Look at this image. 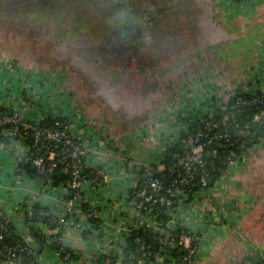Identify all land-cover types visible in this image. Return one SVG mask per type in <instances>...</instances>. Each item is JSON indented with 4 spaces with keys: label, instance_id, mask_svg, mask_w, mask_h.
Here are the masks:
<instances>
[{
    "label": "crops",
    "instance_id": "obj_1",
    "mask_svg": "<svg viewBox=\"0 0 264 264\" xmlns=\"http://www.w3.org/2000/svg\"><path fill=\"white\" fill-rule=\"evenodd\" d=\"M177 1L185 13L179 17L170 13L163 24L158 23L159 33H153L154 38L150 34L148 39L162 47L153 46L156 51L148 50L144 56L154 59L155 67L163 73L157 78L149 70L144 76L103 80L100 89L99 82L77 79L76 94L85 99L71 98L82 111H66L65 104L62 110L46 111L41 107L44 96L39 88L22 85L14 68L7 65L6 54L0 53V106L22 94V108L30 105L33 96L37 99L38 106L27 110L30 120L42 109L46 112L42 114L69 115L71 111L67 119L72 132L85 143L86 165L97 170L83 184V193L96 210L99 230L84 237L71 225H55L41 214L44 208L38 222L27 223L18 200L62 213L63 187L48 185L43 194L40 178L31 173L37 171L19 165L26 163L19 146L0 147V210L9 215L21 237L25 238V232L32 236L29 228L34 226L54 244L39 245L34 238L30 241L37 264L97 263L107 248V230L113 233L110 239L118 244L123 241L117 226L133 207L126 198L127 191L145 168L152 170L155 165L162 170L163 164L158 162L163 153L181 131L200 119L205 108L223 103L240 91L264 89V0H171L170 4ZM0 37L4 39V35ZM91 84L101 90L100 95L85 94ZM175 213V219L169 221L174 222L171 229L179 225L193 229L205 216L195 264H260L264 255V141L248 148L203 192L184 195ZM63 240L70 244L64 245Z\"/></svg>",
    "mask_w": 264,
    "mask_h": 264
},
{
    "label": "built area",
    "instance_id": "obj_2",
    "mask_svg": "<svg viewBox=\"0 0 264 264\" xmlns=\"http://www.w3.org/2000/svg\"><path fill=\"white\" fill-rule=\"evenodd\" d=\"M247 0H240L238 2H244ZM9 64V63H8ZM7 64V65H8ZM244 91L237 92L234 94L236 96V102L238 104H246L250 101H263L264 94L262 98L258 96L253 97L250 100L244 99ZM22 94L17 97H11L12 100L6 101L0 106L3 108L2 113H0V127L1 134L8 137V142L5 144L0 143V147L9 146L15 147L19 146L21 158L30 163V165L35 166L38 173L52 174L58 164V161H66L70 158V162L67 166L69 171V178L65 181L63 187L65 196L61 198V204L63 212H52L45 207L40 206L42 213L47 216L52 222L61 227L71 225L74 228L79 229L81 232L91 229L92 223L89 220L91 216H96V210L91 207L86 201L83 193V184L92 178H86L83 176V170L81 168L82 163L84 166L88 167L85 162V143L84 141L77 137L71 130L69 115L67 113L60 114H42L36 115L35 119L30 120L28 118L27 112L31 110L32 103L28 104V107L22 108L20 101L23 100ZM219 103L223 107V104ZM28 110V111H27ZM211 108H205L200 119L204 122L203 128L197 129L194 135H188L182 138L181 141L186 144L187 150L184 154L176 155V163L184 166L182 171L176 170L174 176L168 185H165L159 176H155V169H147L142 173L138 180H142L143 186L139 188L136 192L132 201L133 207L131 210L127 211L124 216V222L120 223L117 228L122 231V242L120 244L116 243L117 240L110 239L113 237V233H108L104 242H107V248L105 253H103L104 260L102 264H124L125 248H126V236L129 232L133 230H139L143 226L150 230L148 234H142L136 237L138 243V256L136 257V262L138 264H195L199 255V244L203 237L202 231L204 227V219L202 222H198L197 227L193 229H186L182 226H176L174 229L169 227V222L167 225L160 222L157 218L159 211H153L150 205L152 203H157L162 208H164V213L170 216V220H174V215L176 214L177 205L182 203L185 194H192L197 192H203L209 186V180L211 179V173L207 168V161L204 159V147H209L212 143L221 138V141L217 143V148H223L228 146L230 148L228 154L226 155V165L225 169L233 165L238 158L251 146H257L264 141L263 135L254 136L251 132V127L248 121L243 123H238L234 119L232 112H226L221 116L218 122L208 120L207 115L211 112ZM47 111V110H46ZM46 113L45 111H43ZM67 114V115H66ZM60 116L66 119V123L54 121V126H42V127H31L30 121L37 124L46 116ZM264 117V109H261L255 114L253 121ZM60 124V127H56ZM218 124L229 126V128H234L236 131V136L244 135L250 136L248 141H242L239 144V151L231 149L233 142L227 133L222 134H208L207 129L216 127ZM31 128V133L27 129ZM178 136L176 142L179 140ZM255 137V138H254ZM30 141L28 142V140ZM42 140H50L55 143H60L61 148L59 152V158H55V150L53 147H49ZM216 147H212L210 154L215 156L217 152ZM92 168V167H88ZM95 169V168H93ZM225 171V170H224ZM224 173V172H223ZM198 175L197 182L199 184V189L189 192V186L194 180L195 176ZM41 182L43 194L46 192L48 185L50 187H55L51 184L50 179H43L39 176ZM37 178V179H38ZM134 186V185H133ZM132 186V187H133ZM70 195L68 196V194ZM128 199V196H126ZM87 203V208L82 207V203ZM18 204L24 207L25 212L32 213L33 203L21 202L18 200ZM176 205L174 211L172 206ZM90 207V210H89ZM121 211L125 208L120 207ZM40 211V212H41ZM6 222H12L11 218L5 212H2ZM13 224V222H12ZM15 226V225H14ZM144 229V230H146ZM179 230L174 232V230ZM202 230V231H201ZM26 235V236H25ZM26 240L32 241L33 237L25 232L24 234ZM2 234L0 233V238ZM29 238V239H28ZM49 237L46 242H49ZM28 253H31V249L25 247ZM177 250H181L182 254H174ZM9 255L13 260L20 263L19 256L16 255L15 251L9 250ZM2 264H7V261H0ZM130 262L129 264H137ZM95 264H101L99 262ZM260 264H264V255L260 257Z\"/></svg>",
    "mask_w": 264,
    "mask_h": 264
},
{
    "label": "flooded vegetation",
    "instance_id": "obj_3",
    "mask_svg": "<svg viewBox=\"0 0 264 264\" xmlns=\"http://www.w3.org/2000/svg\"><path fill=\"white\" fill-rule=\"evenodd\" d=\"M170 1L0 0V8L8 11L9 14L13 11L19 13L33 11V13H37L36 15L38 17L40 16L41 10H46L48 16L56 19L54 33H57V36L64 35L58 38H64L65 42H67L68 36H65L67 32L71 31L73 34L83 32L81 31L82 21L77 19L73 11L78 7L85 8L87 11L85 18H88L90 15L92 16V11L94 13L97 12L99 15H95L102 19L92 21L94 26L90 30L93 34L90 37H93V41L84 44L82 41L74 40L72 43L73 52L67 49H63L62 51L68 54L70 58H75L82 69L88 72L91 71L90 73L93 74V78L88 79L102 84L103 74L99 71L103 67H106L104 65L109 64H113L117 69H121L119 78L112 79L114 82L122 80L120 79L121 76L122 78L126 75L132 78L135 74L144 76V72L149 70L154 72L156 76L163 73V69L158 70L155 67L157 64L154 59H146L144 56L148 53V50H152V52L156 51L155 48L152 49L154 42L148 38H150V34L152 35L156 31L159 33L158 23L161 21L164 23L170 13L178 17L185 13L184 8L180 6V2L177 1L176 4L172 3V6ZM65 6L69 8L66 10L63 9ZM27 12L26 15L28 16L29 13ZM59 42H54V47L58 46ZM84 57H88V59H92L94 62H98L99 60L100 63L96 64L98 69L85 61L83 59ZM116 90H118L117 86Z\"/></svg>",
    "mask_w": 264,
    "mask_h": 264
},
{
    "label": "trees",
    "instance_id": "obj_4",
    "mask_svg": "<svg viewBox=\"0 0 264 264\" xmlns=\"http://www.w3.org/2000/svg\"><path fill=\"white\" fill-rule=\"evenodd\" d=\"M240 1V0H236ZM264 94L263 90H258L255 93H249L245 92L243 94V98L250 100L253 97L258 96L259 98H262ZM209 108H211V112L207 115L208 120H212L215 122H218L221 119V116L226 112H232L234 115V119L238 123H243L248 121L249 124H254V127H251V132L254 136L256 135H263L264 136V117L259 118L256 121H253V118L256 113H258L261 109H264V102L263 101H255V102H248L246 104H238L236 102V96H231L226 103L223 104V107L221 105H218L216 103H213ZM3 108H0V113H2ZM54 121L63 122L66 123V119L61 118L60 116H46L42 120H40L37 124H35L33 121L29 122L31 127H42V126H54ZM204 122L201 119H197L193 124L186 127V130H183L179 134V140L175 143H173L164 153L162 156V160L158 162V164H163L162 170H157V167L155 165H152L155 169V176H159L163 183L165 185H168L171 179L174 176V172L176 170L182 171L184 169V166L179 165L176 163V155L184 154V152L187 150V146L185 143L181 141L182 138L187 137L188 135H194L198 128H203ZM56 127H60V124ZM29 133H31V128L27 129ZM208 134H222L227 133L232 142L233 146L231 149H235L236 151H239V144L242 141H248L250 136H244V135H238L236 136V131L234 128H229V126L218 124L216 127L207 129ZM255 138V137H254ZM30 139L28 140V142ZM45 142L49 147H53L55 150V158H59V152L61 148L60 143H55L50 140H42ZM221 141V138L217 139L214 143H212L209 147H204V159L207 161V168L211 173V180H216L218 177L222 175V173L225 170L226 165V155L228 154L230 148L228 146L217 148V143ZM8 142V137L3 136L1 134V127H0V143L5 144ZM212 147L217 148V152L215 156H212L210 154V150ZM70 162V158H67L66 161H58L57 167L55 171L52 174H45V173H37V172H31L33 175L39 176L43 179H50L51 184L53 186H59L63 185L65 181L69 178V171L67 170V166ZM21 168L29 170L30 163H20L19 164ZM83 170V176L86 178H93L97 170L96 168H88L84 166V163H82L81 166ZM198 175L195 176L194 180L192 181L191 185L188 189L189 192H193L197 189H199V184L197 182ZM143 186L142 180H137L133 187L129 188L127 191L128 200H131L134 198L136 192L139 190V188ZM69 196V195H68ZM184 196H181V198ZM83 208H87V203L84 202L81 204ZM153 211H159L158 220L162 222L163 224L167 225L170 216L166 215L164 213V208H162L160 205H158L156 202L152 203L150 205ZM176 205L172 206V210L174 211V208ZM40 206L38 204L33 205V211L32 213L25 212V218L27 223H35L38 222V220L41 217L40 214ZM90 210V207H89ZM89 220L92 223L91 229L84 231V237L88 235H92L94 229L99 230V224L100 220L94 216H91ZM52 222V220H51ZM30 232L32 237L37 241L39 245H43L46 243V240L48 236H46L41 230L34 228V226H30ZM145 226H143L139 230H133L128 233L126 236V248H125V256H124V264H129L130 262L135 263L136 257L138 256V243L136 241V237L142 235V234H148L150 230L146 229ZM179 230H174V232H178ZM0 233L2 234V237L0 238V260H13L11 256L9 255V250L15 251L16 255L21 257L20 263L21 264H37L36 257H35V250L34 247L30 244L29 240L24 239L20 235L16 233V229L14 224L12 222H6L4 215L2 211L0 210ZM50 239V238H49ZM47 244L54 246L52 243V240L50 239ZM25 247L31 249V253H28L25 249ZM69 249V250H68ZM66 252H70V248L66 249ZM174 254H182L181 250H177L174 252ZM73 255V254H72ZM75 258V255L73 256ZM104 255H101L98 258L99 263H103ZM12 263H14L12 261Z\"/></svg>",
    "mask_w": 264,
    "mask_h": 264
},
{
    "label": "rangeland",
    "instance_id": "obj_5",
    "mask_svg": "<svg viewBox=\"0 0 264 264\" xmlns=\"http://www.w3.org/2000/svg\"><path fill=\"white\" fill-rule=\"evenodd\" d=\"M68 8V6H65L63 9L66 10ZM84 9L83 7H78L73 11L77 19L82 21L83 25L81 31L83 32L77 34H73L71 31L67 32L65 36L68 37L67 42H65L64 38H58L64 35L57 36V33H54L56 29V19L52 16H48L46 10H41L40 16L38 17V15H36L37 13H33V11H24L22 13L13 11L9 14L8 11L0 8V36L4 35V39L0 37V53L2 54L3 52L6 54L8 57L6 60V62L8 61L7 63H9L8 66L14 68L15 74L18 79L20 78L22 85L39 88L40 93L45 97H43L44 100L42 99L43 103L41 105L45 110H62L65 104L66 108L64 110L66 111L69 109H72L71 111L73 112L82 111L78 107L79 104H75L74 99L76 97L85 99V97L77 95L79 87L75 88L74 84L77 83V79L93 78V74L90 73L91 71L88 72L82 69L75 58H70L69 55L65 54L62 50L67 49L73 52L72 43L74 40L82 41L84 44L93 41V37H90L93 34L90 30L91 27L94 26L92 21L102 18L96 16L99 14H97V12L94 13V11H92V16L90 15L88 18H85L87 11ZM26 12L29 13L28 16ZM56 41L60 42L58 46L54 47V42ZM153 46L157 48L161 46V44L155 41ZM83 59L94 68L98 69L96 64L100 63L99 60L98 62H94V60L88 59V57H84ZM104 66L106 67H103L100 71L97 70L103 74V80L112 81L113 78L120 76V68L117 69L113 64ZM90 75H92V77H90ZM40 77L41 79L43 78V86L40 85ZM128 78L130 77L127 76L125 79ZM98 85L100 89L103 83ZM86 91L87 92L84 91L85 94H89L92 97L101 94V90L99 91L98 87L93 84L86 88ZM80 94L83 93L81 92ZM65 98L68 101L71 100L70 103L68 101L65 103ZM36 101L37 99L33 96V100H30L32 103L31 110L37 105L35 103ZM178 102L180 103L182 100ZM43 111L44 109L40 112Z\"/></svg>",
    "mask_w": 264,
    "mask_h": 264
},
{
    "label": "water",
    "instance_id": "obj_6",
    "mask_svg": "<svg viewBox=\"0 0 264 264\" xmlns=\"http://www.w3.org/2000/svg\"><path fill=\"white\" fill-rule=\"evenodd\" d=\"M127 76H128V75H126L124 78H126ZM118 78H119V77H118ZM124 78H123V79H124ZM120 79H122V76H121ZM26 98H27V97H26ZM251 126L254 127V124L252 123ZM29 169H30L31 171H37L36 168H35V166H33V165H29ZM131 178H133V176H131ZM211 181H212V180L210 179V180H209V183H211ZM69 194H70V193H69ZM185 197H187V194H185ZM169 226H170V227H174V222H170V223H169ZM63 244H64V245H69V244H70V241H69V240H63ZM36 249L39 250L40 247H36Z\"/></svg>",
    "mask_w": 264,
    "mask_h": 264
}]
</instances>
